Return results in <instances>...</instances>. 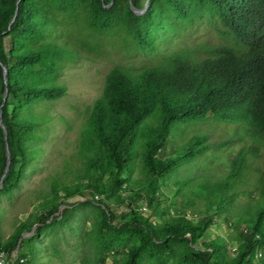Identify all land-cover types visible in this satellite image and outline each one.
Returning <instances> with one entry per match:
<instances>
[{
    "label": "trees",
    "instance_id": "obj_1",
    "mask_svg": "<svg viewBox=\"0 0 264 264\" xmlns=\"http://www.w3.org/2000/svg\"><path fill=\"white\" fill-rule=\"evenodd\" d=\"M205 19L206 40L191 44L186 31ZM131 23L152 53L115 64L97 86L77 151L37 194L39 214L0 241L5 264H34L41 233L83 205L98 208L95 227L122 245L125 264L171 254L179 264H264V0H0L11 153L6 172L0 125V195L41 156L65 70L107 57L99 35ZM142 201L163 221L140 212ZM224 215L241 230L236 249L212 234Z\"/></svg>",
    "mask_w": 264,
    "mask_h": 264
},
{
    "label": "rangeland",
    "instance_id": "obj_2",
    "mask_svg": "<svg viewBox=\"0 0 264 264\" xmlns=\"http://www.w3.org/2000/svg\"><path fill=\"white\" fill-rule=\"evenodd\" d=\"M210 20L212 19L201 20L189 26L186 37L191 44L206 40L209 33L206 27L212 22ZM131 25L130 29L126 26L113 34L99 35V39L106 44L107 57L96 61L84 59L65 70L62 80L67 84L68 92L60 99L50 101L55 120L42 133L41 156L38 161L26 166L24 178L12 193L0 195L2 243L20 230L21 221H33L35 215L39 214L37 194L50 189V179L77 151L80 130L89 116L90 105L98 92L97 86L104 82L110 69L119 62L143 63L152 53L141 45L140 38L135 33V25ZM122 33L126 38L123 39ZM79 198L70 200L77 201ZM178 200L180 205L182 200ZM173 201V197L164 200L162 207L167 209ZM138 209L152 219L163 221V218L154 215L145 201L140 202ZM117 211L122 216L127 213L128 206L119 207ZM99 215L97 207L83 205L78 207L70 219L45 229L40 235L41 241L35 243L31 261L34 264H125L122 245H112L107 233L101 237L95 227ZM240 232V228L231 225L229 215L218 218L212 228V234L227 237L230 246L235 249ZM176 251H180L179 245L176 246ZM144 263L179 264L174 254L158 258L147 255Z\"/></svg>",
    "mask_w": 264,
    "mask_h": 264
},
{
    "label": "water",
    "instance_id": "obj_3",
    "mask_svg": "<svg viewBox=\"0 0 264 264\" xmlns=\"http://www.w3.org/2000/svg\"><path fill=\"white\" fill-rule=\"evenodd\" d=\"M7 73V70H5V74ZM6 82H8V79L6 78ZM7 95H8V89L6 90L5 92V95H4V102L3 104L6 102L7 100ZM0 125L3 127L4 129V132H5V139H6V142H7V146H8V130H7V127L6 125L4 124L3 122V118H2V112L0 114ZM8 150H9V146H8ZM8 154H9V159H8V165H7V168H6V172L9 170L10 168V164H11V153H10V150L8 151ZM6 175V174H5ZM3 186V180L1 181L0 183V188Z\"/></svg>",
    "mask_w": 264,
    "mask_h": 264
},
{
    "label": "built area",
    "instance_id": "obj_4",
    "mask_svg": "<svg viewBox=\"0 0 264 264\" xmlns=\"http://www.w3.org/2000/svg\"><path fill=\"white\" fill-rule=\"evenodd\" d=\"M5 263H6V252L0 251V264H5Z\"/></svg>",
    "mask_w": 264,
    "mask_h": 264
}]
</instances>
